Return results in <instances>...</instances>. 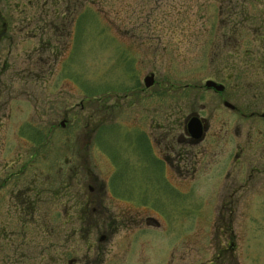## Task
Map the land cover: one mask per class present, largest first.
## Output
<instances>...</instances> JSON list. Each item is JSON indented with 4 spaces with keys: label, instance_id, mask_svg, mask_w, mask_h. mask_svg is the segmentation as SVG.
I'll use <instances>...</instances> for the list:
<instances>
[{
    "label": "rangeland",
    "instance_id": "rangeland-1",
    "mask_svg": "<svg viewBox=\"0 0 264 264\" xmlns=\"http://www.w3.org/2000/svg\"><path fill=\"white\" fill-rule=\"evenodd\" d=\"M43 2L32 0L20 9L22 14L13 13L8 2L0 6L1 15L24 28L12 45H0V162L20 155L26 159L23 153L32 147L19 133L28 138L29 128L42 130L48 146L32 173L41 172L43 178L50 170L53 197L67 182L52 179L53 170L65 167V159L74 161L65 144L70 139L74 145L77 137L82 144L78 201L93 200L88 188L96 185L94 206L114 215L121 228L128 225L125 218L143 221L150 215L161 225L157 236L138 225L120 230L107 246V257L114 261L104 258V264H151L140 260L143 253L148 259L155 256L161 261L157 264H264V194L230 200L222 192L215 195L204 181L219 177L214 168L189 190L166 179L164 167L155 165L149 146L139 139L143 120L138 107L128 111L122 100L152 73L157 84L147 100L155 101V95L161 104L159 114L148 105L146 122L157 118L165 128L191 111H202L211 130L223 122L235 128L236 118L229 117L217 97L190 89L209 79L240 85L242 67L249 64L262 66L264 75V0H80L62 27L54 18L63 8L47 10ZM43 19L51 22L50 28L32 24ZM28 31H36V39L23 35ZM57 49L60 59L54 61ZM231 103L235 106L237 100ZM63 120L65 130L59 126ZM218 161L210 159L211 167ZM66 197L72 207L75 198ZM222 204L234 214L235 246L227 252L221 251L222 232L215 225Z\"/></svg>",
    "mask_w": 264,
    "mask_h": 264
},
{
    "label": "flooded vegetation",
    "instance_id": "flooded-vegetation-1",
    "mask_svg": "<svg viewBox=\"0 0 264 264\" xmlns=\"http://www.w3.org/2000/svg\"><path fill=\"white\" fill-rule=\"evenodd\" d=\"M4 2H8L15 14H22L20 9L23 10L24 7L33 4L32 0H25L22 3L17 0H0V6ZM79 4L80 0H45L41 5L47 10L58 6L63 8V12L61 10L60 15L54 18H59L58 23L62 27L65 17L72 16L71 9L75 12ZM52 10L54 12V9ZM15 21L16 19L0 13V45L8 41L12 45L23 32L21 30L24 28L16 26ZM24 22H26L25 17L20 23ZM27 23L30 26L29 19ZM34 23L38 25L47 23L45 25L50 28L51 22L43 19L32 24ZM23 35H31L32 39H36V31H28ZM47 44L48 42L45 43V49ZM58 50L54 54V61L60 59ZM261 68L262 66L256 64L242 67L241 77L247 81L242 80V84L234 87H227L209 79L204 81L202 86H192L190 89L201 95L211 93L217 97L222 107L229 112V117L236 118L235 128H230L223 122L217 130H211L208 121L201 116L202 111L198 113L191 111L184 115L182 122L173 120V124L165 128L162 121H157V118H150L146 122L148 105H154L155 112H158L161 104L155 95L153 98L155 101L148 103L147 100V93L152 92L157 84L152 73L145 74L140 81H137V85L128 91V93L133 92L131 95L125 92L122 100L126 102L128 111L138 107L137 113L143 120L137 127L139 139L149 146L155 165L164 167L166 179L189 190V185L199 177L203 178L214 168L219 177L214 176L215 180L214 177L212 180L210 177L204 178V181L208 180L206 184L211 187V192L213 191L215 195H221L222 192L230 200L240 198L245 193L264 194V110H262L264 75L259 73ZM150 75H153V84L146 88L144 79ZM207 81L214 82L216 86L221 87V90L207 88L205 86ZM229 81L230 77L227 82ZM156 93L158 90H154V94ZM234 98L237 100L235 106L231 103ZM109 108L114 110L115 103L112 102ZM200 109L203 110L204 107L201 106ZM192 118H197L202 127V135L198 139L190 135L188 130V122ZM59 126L65 130L66 121H61ZM19 135L32 147L23 153V158L26 159H21L20 155L19 159L16 156L13 160L0 162V218L4 216L5 220L9 221L4 222V218L0 219V264H104L106 263L104 258L114 261L111 259L113 257H107V252L110 251L107 246L120 230L138 225L140 228H145L144 231H148L146 234L158 235L161 225L152 215L145 217L144 222L125 218L128 225L125 224L127 226L121 228L114 215L95 207L97 200L95 195L98 196L99 192L94 181L91 184L95 187L88 188V195L93 200L78 201L82 194V186L78 183V178L82 177L80 160L82 144L77 137L74 145L69 144L70 139L65 144V148L70 150L75 158L74 161L65 159L63 161L65 167L58 165V169L53 170L56 175L54 176L53 172L52 179L67 182L59 186L51 197L48 185V180L51 178L50 170L45 171L46 175L43 178L41 172L32 173L33 165L38 163L36 158L44 157L46 153L49 141L47 134L42 130L29 128L28 138L22 131ZM226 144L230 145H228L230 149L225 150ZM211 149H213L212 153H210ZM210 159L212 164L219 160V164L211 167ZM68 165L70 168L66 170ZM99 188L101 192L102 188L100 186ZM68 193L75 198L72 207L66 204ZM50 203L53 207L49 206ZM230 210L222 204L220 212L217 213L218 222L215 224L218 226L216 231L222 232L221 251L225 252L233 250L236 240L231 223L234 214ZM146 234L142 233V235ZM149 243L143 244L142 252ZM140 260L151 264L161 262H156L158 259L156 260L152 255L151 259L146 258L144 253Z\"/></svg>",
    "mask_w": 264,
    "mask_h": 264
},
{
    "label": "water",
    "instance_id": "water-1",
    "mask_svg": "<svg viewBox=\"0 0 264 264\" xmlns=\"http://www.w3.org/2000/svg\"><path fill=\"white\" fill-rule=\"evenodd\" d=\"M152 84H153V75L147 76L144 79L145 87L149 88L152 86ZM205 86L207 88L213 87L216 90H221L220 86H216V84L214 82H211V81H207L205 83ZM62 125H63V123H62ZM188 130H189L190 135H192L193 137H195L197 139L200 138L202 135V127H201L200 121L197 118L190 119V121L188 122Z\"/></svg>",
    "mask_w": 264,
    "mask_h": 264
}]
</instances>
